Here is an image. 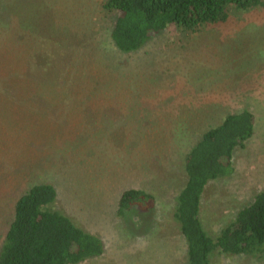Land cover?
I'll use <instances>...</instances> for the list:
<instances>
[{"label": "rangeland", "instance_id": "rangeland-1", "mask_svg": "<svg viewBox=\"0 0 264 264\" xmlns=\"http://www.w3.org/2000/svg\"><path fill=\"white\" fill-rule=\"evenodd\" d=\"M103 0H0V250L18 198L50 183L56 207L105 242L81 264H186L173 220L184 160L209 127L243 109L256 132L234 152V173L211 181L200 217L217 238L264 190V6L225 24L170 27L121 53ZM129 188L152 212L117 214ZM214 264H264L217 251Z\"/></svg>", "mask_w": 264, "mask_h": 264}, {"label": "trees", "instance_id": "trees-1", "mask_svg": "<svg viewBox=\"0 0 264 264\" xmlns=\"http://www.w3.org/2000/svg\"><path fill=\"white\" fill-rule=\"evenodd\" d=\"M264 0H103L110 38L121 53H134L170 27L181 33L225 24L233 11L250 12ZM256 132V118L243 109L230 113L203 132L184 160L186 183L175 200L173 220L187 243L186 264H214L217 251L230 255H264V190L255 193L234 220L214 238L205 229L200 210L211 181L230 177L234 152L244 148ZM58 191L50 183L32 185L14 206L4 236L0 264H81L101 257L105 242L77 225L56 207ZM156 197L129 188L118 199L117 214L134 209L152 212Z\"/></svg>", "mask_w": 264, "mask_h": 264}]
</instances>
